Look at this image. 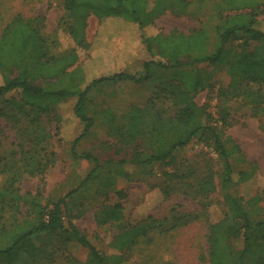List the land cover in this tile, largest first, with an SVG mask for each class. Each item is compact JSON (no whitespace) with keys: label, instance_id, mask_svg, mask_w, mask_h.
<instances>
[{"label":"rangeland","instance_id":"1","mask_svg":"<svg viewBox=\"0 0 264 264\" xmlns=\"http://www.w3.org/2000/svg\"><path fill=\"white\" fill-rule=\"evenodd\" d=\"M62 3L63 0H5L0 9L7 17L0 25V33L12 16L21 13L28 18H44V33L50 35L63 24ZM112 19L135 25L121 18ZM87 22L86 38L92 49L89 54L81 52L80 60L75 65L83 69V88L96 78L116 72L143 73L144 62L150 60L151 56L136 26L135 30L120 28L124 34L114 39V44L103 45L102 42L111 41L114 31L100 29L101 21L95 15H90ZM219 23L216 1L168 0L165 9L157 15L155 25L150 27L149 34L169 36L178 32L190 35L204 30L208 51L216 53L220 47L216 33ZM255 28L264 32V7L259 11ZM59 33L60 49L74 46L65 31ZM97 39L101 43H97ZM247 40V35L242 33L231 40L225 48L222 63H193L166 71L156 69L150 80L140 84L121 82L93 87L86 101V112L92 117L93 124L88 134L75 145L74 140L84 129L74 114L76 99L63 103L60 106L62 122L57 124L44 119L43 124L44 131L50 135L47 146L56 154L57 161L46 172L44 179L25 175L20 184V194L23 196L19 201L20 211L7 213L8 226L12 227L14 223L32 227L40 221L42 208H51L55 202L64 199L62 211L65 225L68 227L70 219L74 220L80 231L101 253H108V244L121 221H134L137 214L162 219L169 215L172 208L180 206L181 212L198 211L201 220L169 235L157 234L159 240L153 245L147 246L142 242L133 252L129 264H210L207 258L208 227L203 215L210 212V220L213 222L223 217L221 190H224L221 182L224 169L218 153L214 148L204 145L206 142L198 137L179 151L169 166L155 163L151 168L140 165L133 167L130 163L135 153L145 155L155 145L148 135L155 113L165 111L166 115L171 114L172 104L163 99L162 89H168L172 83L177 84L180 73H198L208 81L209 88L200 91L195 102L211 116L210 122L215 125L226 147L231 149L237 144L242 150V154H234V170L237 172L247 168L242 161L244 157L258 165V177L227 191H239L247 199L256 193L264 195V104L256 95L242 93L240 97L235 96V85L246 84L238 62L254 53L264 54V42ZM2 82L0 74V84ZM260 86H263L261 95L264 98V85L249 84L253 92L259 91ZM253 103L258 106L255 107ZM3 106L4 99H0V110ZM134 109L148 111L144 117L146 125H139L140 129L144 127L147 131L144 138L139 134L136 137L127 135ZM16 137L9 122L0 118V161L5 155L9 157L18 151ZM16 165L17 168L20 166ZM125 173H128V178L124 176ZM207 176H212L215 184V190L208 199L201 196L193 199L183 194L191 188L198 190L197 182ZM3 180L1 173L0 184ZM192 183L194 185L190 187ZM165 186L173 194L162 203L163 195L159 189ZM119 190L128 195L123 202L122 219L117 222L104 221L107 212H111L121 200ZM37 193L41 195L36 196ZM145 203H148L147 207ZM210 204L216 205L210 209ZM263 207L264 203L261 202L252 213L254 221L263 217L260 214ZM8 243L9 237L0 232V244L6 246ZM33 245L40 250L38 254L22 253L12 262L1 259L0 264H69L70 256L62 234H42L33 241ZM73 251L82 261L88 256L86 249L77 248Z\"/></svg>","mask_w":264,"mask_h":264},{"label":"trees","instance_id":"2","mask_svg":"<svg viewBox=\"0 0 264 264\" xmlns=\"http://www.w3.org/2000/svg\"><path fill=\"white\" fill-rule=\"evenodd\" d=\"M201 1L217 2L220 23L216 27V33L220 47L216 53L208 51L204 30L190 35L178 32L169 36L149 34L150 27L155 25L157 15L165 9L168 0H63V24L50 35L44 33V18L40 16L28 18L17 13L9 19L0 33V74L3 79L0 84V99H4L0 118L8 121L15 130L18 151L9 157L5 155L0 161V174L4 177L0 184V232L10 239L6 246L0 244V260L7 259L12 262L22 253L38 254L40 250L34 247L33 241L42 234L59 233L64 236L67 244L69 264H129L133 252L142 242L147 246L153 245L159 240L157 234L169 235L181 227L201 220L198 211L185 213L179 211L182 207L175 206L169 215L162 219L145 214L139 216L136 213L137 217H133L136 221H121L123 201L128 195L119 190L121 200L111 212H107L104 221L121 223L117 225L108 244V253H101L80 231L74 220L70 219L68 227L65 225L62 211L64 199L55 202L51 208H42L39 213L40 221L32 227L14 223L9 227L7 217L10 211H20L19 201L23 199L20 184L25 175L40 176L44 179L46 172L53 168L57 161L56 154L47 146L50 135L44 131L43 124L44 119L55 121L57 124L62 122L60 106L63 103L76 99L74 114L84 129L74 140L75 145L88 134L93 124L92 117L86 112L87 97L93 87L121 82L140 84L150 80L156 69L166 71L193 63H222L226 46L240 33L247 35V41L264 42V32L255 28L259 11L264 7V0ZM4 4L5 0H0V8ZM90 15H95L101 21L100 29L114 31L111 41L106 40L102 42L103 45L114 44L113 40L124 34L120 28H138L140 39L151 56L150 60L144 62L141 75L120 71L96 78L84 88L81 86L85 83L83 69L75 65L80 60L81 52L89 54L92 49L86 38ZM6 17L0 9V25ZM114 17L135 25L112 19ZM61 30L73 40L74 46L60 49ZM97 43L101 42L97 39ZM238 68L246 84L235 85V96L240 97L242 93L256 95L264 104L261 95L263 86H260L257 92L249 88L250 83L264 85V54L254 53L242 58L238 62ZM208 88V81L198 73H180L177 84L172 83L168 89L163 88V99L172 104L171 114L157 111L154 117L151 116L152 125L148 135L155 145L145 155L135 153L130 165L151 168L155 163H160L169 166L179 151L200 137L206 142L204 145L214 148L218 153L224 169V179L221 182V188L224 190H221L224 208L220 205L223 217L220 221L213 222L210 220V212L203 215L208 227L206 237L209 263L264 264V207L260 210L261 213L259 212L262 218L254 221L252 217L258 204L264 203V195L256 193L247 199L239 191H227L241 187L258 177V165L244 157L242 161L247 168L237 172L234 170L233 157L235 153L242 154L241 148L234 144L233 148L228 149L221 141L215 125L210 122L211 116L195 102L197 94ZM134 110L127 135L136 137L139 134L144 138L147 131L144 127L140 129L139 125H146L144 117L148 115V111ZM15 162L20 165L18 168ZM124 176L128 178L129 175L125 173ZM193 185L194 183L190 187ZM197 186L198 190L191 188L183 194L193 199L197 196L208 199L215 190L212 176L201 179ZM159 190L163 195L162 203L173 194L168 186ZM40 195L37 193L36 196ZM147 205L148 203L145 207ZM77 248L87 250L88 256L84 261L74 254L73 249Z\"/></svg>","mask_w":264,"mask_h":264},{"label":"crops","instance_id":"3","mask_svg":"<svg viewBox=\"0 0 264 264\" xmlns=\"http://www.w3.org/2000/svg\"><path fill=\"white\" fill-rule=\"evenodd\" d=\"M124 201H125V200H124ZM124 201H123V202H124ZM145 204H146V203H145ZM123 205H124V203H123ZM127 221H128V220H127Z\"/></svg>","mask_w":264,"mask_h":264}]
</instances>
